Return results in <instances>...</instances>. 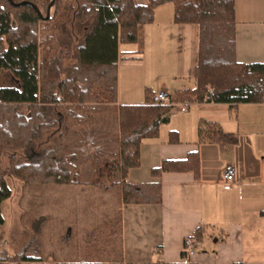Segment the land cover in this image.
Returning <instances> with one entry per match:
<instances>
[{
	"label": "trees",
	"instance_id": "1",
	"mask_svg": "<svg viewBox=\"0 0 264 264\" xmlns=\"http://www.w3.org/2000/svg\"><path fill=\"white\" fill-rule=\"evenodd\" d=\"M11 1L31 2L44 14H37L28 4L15 6L0 0V73L8 71L17 82L15 87H0V225L4 223L1 204L10 197L6 175L29 185L89 186L105 166L109 187L121 188L123 203H160V174L192 171L198 177L197 152L185 159L162 161L151 169L149 183L131 184L126 178L130 169L140 165L142 140L158 136L173 104L264 102V63L236 59L234 0H146V4L85 0L78 6H74L75 0H55L48 18L46 8L51 0ZM168 3L173 5L174 23L198 26L196 86L174 92L168 104L152 103L154 93L146 89L143 103L116 105L117 45L135 43L138 26L151 23L155 8ZM39 23L49 27L42 41ZM73 25L82 31L80 40L70 27ZM100 94L106 101L100 100ZM48 131L53 135L51 146L42 142ZM88 132L104 147L103 152L89 156L79 152ZM198 138L199 142L223 144L231 142L232 135L204 123ZM169 141H178L175 132L169 133ZM18 151L27 154L26 161H18ZM3 157L6 167H1ZM42 219L33 220V234L21 252L0 256V264H46L37 256ZM114 221L117 228L112 234L118 235L120 217ZM202 236L203 229L198 227L190 237L199 242ZM94 240V233L86 239L89 243Z\"/></svg>",
	"mask_w": 264,
	"mask_h": 264
},
{
	"label": "crops",
	"instance_id": "2",
	"mask_svg": "<svg viewBox=\"0 0 264 264\" xmlns=\"http://www.w3.org/2000/svg\"><path fill=\"white\" fill-rule=\"evenodd\" d=\"M234 2L236 59L264 63V0ZM168 4L155 8L151 23L138 26L135 43L117 45L116 104H141L146 89L171 96L196 86L198 26L174 23ZM164 50L171 51L167 62L161 58ZM12 86H17L15 80ZM204 123L231 134V142H199L198 129ZM172 131L178 138L173 143ZM191 152L199 156L198 177L192 171L162 172L160 203L120 201L121 248L115 262L185 264L183 242L202 227L189 264H264V102L173 104L158 136L142 140L140 165L130 169L126 179L131 184L149 183L152 168L164 160L185 159ZM229 166L236 168V175L225 188L222 173Z\"/></svg>",
	"mask_w": 264,
	"mask_h": 264
},
{
	"label": "rangeland",
	"instance_id": "3",
	"mask_svg": "<svg viewBox=\"0 0 264 264\" xmlns=\"http://www.w3.org/2000/svg\"><path fill=\"white\" fill-rule=\"evenodd\" d=\"M84 1L75 0L73 4L78 6ZM166 6L173 7L171 3ZM40 9L44 14L43 9ZM162 10L161 15L164 16L166 9ZM70 27H73L74 34L80 40L81 29L75 25ZM38 31L42 41L49 27L39 23ZM170 52L161 56L166 59L165 62L172 58ZM41 53L40 49L39 59ZM146 55L149 62L150 52H146ZM149 79L152 80L151 77ZM13 81L8 71L0 73V87L12 86ZM99 98L106 101L104 95L100 94ZM51 132H45L42 137L45 146L53 144ZM94 141V134L88 132L79 152L84 156L103 152L104 147ZM26 155L18 151V161H26ZM6 160V157L2 158L1 167H6ZM5 181L10 189V197L1 204L4 223L0 225V256L9 257L20 253L33 234V220L41 217V248L37 256L46 264L116 261L120 254V239L112 231L117 228L114 219L119 217L117 207L121 201V188L109 187L105 166L100 168L94 184L89 186L29 185L10 175L5 176ZM91 233H94L95 240L89 243L86 239Z\"/></svg>",
	"mask_w": 264,
	"mask_h": 264
},
{
	"label": "built area",
	"instance_id": "4",
	"mask_svg": "<svg viewBox=\"0 0 264 264\" xmlns=\"http://www.w3.org/2000/svg\"><path fill=\"white\" fill-rule=\"evenodd\" d=\"M151 102L154 104H168L170 103V96L166 92L160 91L153 94L151 98ZM182 110H184L183 107ZM235 175H236V168L234 166H229L223 171L222 179L225 188H229L232 185ZM193 253H194V243L191 237L188 236L185 238L182 247L183 260L185 263H187V259L190 258V256L193 255Z\"/></svg>",
	"mask_w": 264,
	"mask_h": 264
},
{
	"label": "water",
	"instance_id": "5",
	"mask_svg": "<svg viewBox=\"0 0 264 264\" xmlns=\"http://www.w3.org/2000/svg\"><path fill=\"white\" fill-rule=\"evenodd\" d=\"M9 1L12 3L11 0H9ZM54 1L55 0H51L50 3L48 4V6L46 8V16H45V18H48L49 17V15H50V9H51L52 5L54 4ZM12 4L15 5V6H21L23 4H28V5L32 6L35 9V11L37 12V14L41 15V12L38 9V7L35 4L31 3V2L22 1V2H19V3H12Z\"/></svg>",
	"mask_w": 264,
	"mask_h": 264
}]
</instances>
